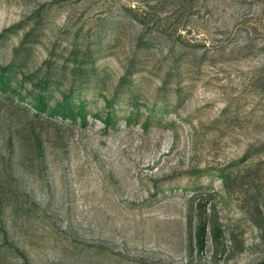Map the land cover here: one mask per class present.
Wrapping results in <instances>:
<instances>
[{
	"label": "rangeland",
	"instance_id": "374dc122",
	"mask_svg": "<svg viewBox=\"0 0 264 264\" xmlns=\"http://www.w3.org/2000/svg\"><path fill=\"white\" fill-rule=\"evenodd\" d=\"M263 262L264 0H0V264Z\"/></svg>",
	"mask_w": 264,
	"mask_h": 264
},
{
	"label": "trees",
	"instance_id": "16d2710c",
	"mask_svg": "<svg viewBox=\"0 0 264 264\" xmlns=\"http://www.w3.org/2000/svg\"><path fill=\"white\" fill-rule=\"evenodd\" d=\"M150 8L147 9L143 14H136L134 15V18L137 20V22H140L143 27L145 28V32L146 30L151 29L152 26H155L156 28L161 26V22L158 18V16L156 15V11H155V6H149ZM170 27H165L164 31L165 33L168 34V36H173V31H170ZM175 38H178V36H176ZM9 67V71L12 73L13 69L11 68V66ZM41 89V88H40ZM47 90V84H45V88ZM37 101L39 104H41L42 106H40V109H38V111L43 112L45 115L49 116L51 114V112H53V106H49L48 104H44L45 100L48 98V95L45 96H39L37 95ZM65 100V99H64ZM84 105H86V102H82V101H78V100H74L71 96H69L67 98L66 102H63L62 105H60V109L65 112L61 113V116L65 119H70L72 121L75 120L76 117H78L79 119H81L83 121L84 119ZM58 112V111H57ZM115 112L113 110L110 109V111H108L107 113V122H109L110 120H112V117L114 116ZM140 111L134 112L132 113V118L137 120V118L140 116ZM149 117H154L153 115H150ZM261 264H264L261 263Z\"/></svg>",
	"mask_w": 264,
	"mask_h": 264
}]
</instances>
